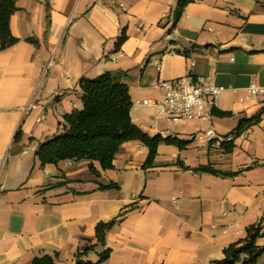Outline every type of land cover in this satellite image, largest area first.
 Listing matches in <instances>:
<instances>
[{
  "label": "crops",
  "instance_id": "0c3cea01",
  "mask_svg": "<svg viewBox=\"0 0 264 264\" xmlns=\"http://www.w3.org/2000/svg\"><path fill=\"white\" fill-rule=\"evenodd\" d=\"M178 6L179 0H18L11 30L19 43L0 48V264H33L45 255L75 264L92 246L84 260L95 264L106 249L112 254L101 264H210L264 217V114L235 135L241 120L264 108L263 98L240 102L253 84L264 87V0H190L172 30ZM107 72L129 86L136 126L188 147L161 145L146 170L148 148L126 143L113 170L95 163L100 177L88 161L42 166L39 148L61 133L67 115L83 109L81 80ZM185 76L226 89L211 124H170L136 104L156 99L159 82ZM31 100L37 108L26 112ZM210 127L234 141L232 153L210 151L196 139ZM200 167L239 174L186 171ZM109 183L120 189H100ZM102 222H116L105 246L96 237ZM257 245L264 247V237Z\"/></svg>",
  "mask_w": 264,
  "mask_h": 264
},
{
  "label": "trees",
  "instance_id": "16d2710c",
  "mask_svg": "<svg viewBox=\"0 0 264 264\" xmlns=\"http://www.w3.org/2000/svg\"><path fill=\"white\" fill-rule=\"evenodd\" d=\"M18 0H0V48L5 51L19 43L11 30V20L17 12ZM190 0H179V6L174 14L172 30L176 28L185 7ZM124 33L119 39L117 48H121L126 41ZM29 43L37 45L36 40H28ZM199 46L193 45L192 49ZM121 74L111 72L104 73L97 78H83L80 82L82 89L83 109L76 110L64 118L62 131L52 140L43 144L37 151L42 166L58 165L64 161L90 162L89 171L94 176L101 174L96 168L98 163L103 171L113 170L116 156L122 147L129 142L140 141L149 150L148 159L144 169L153 168L161 145L175 146L185 150L189 142L178 138H164L161 135L150 136L136 126L132 119L133 102L130 88L121 82ZM264 114L261 113L251 119L240 121L236 130V137H240L248 128L258 125ZM232 113L218 114L219 117H231ZM19 136L17 137V139ZM235 149L234 141L222 144L225 153H232ZM193 173H209L216 176H233L239 173H226L218 171L213 167H200L198 169H186ZM103 191L120 189L116 183L107 185L100 184ZM264 217L258 224L247 229V237L237 243L230 245L224 250V259L213 261L210 264H257L264 255V247L257 245L258 239L264 237ZM116 222L99 223L96 227L98 244L106 245V235ZM92 246L83 253L76 255L75 264H95L84 260L90 252L94 251ZM112 254L111 249L104 250L97 264L106 262ZM33 264H60L57 257L45 255L38 257Z\"/></svg>",
  "mask_w": 264,
  "mask_h": 264
},
{
  "label": "built area",
  "instance_id": "2783aa9c",
  "mask_svg": "<svg viewBox=\"0 0 264 264\" xmlns=\"http://www.w3.org/2000/svg\"><path fill=\"white\" fill-rule=\"evenodd\" d=\"M120 7L123 5L121 4ZM191 65L194 63L192 62ZM157 90L156 99L144 100L136 104L153 108L158 118H164L170 124L185 122L211 124L215 118L214 111L218 106V100L226 91L211 79H194L189 76L161 81L157 84ZM245 91L246 96L240 100L242 103L254 98L264 99V87L253 84ZM36 108L35 102L31 100L26 112ZM43 119L41 117L38 121L41 122ZM196 139L210 151L222 150V144L231 140L220 137L212 127L200 133Z\"/></svg>",
  "mask_w": 264,
  "mask_h": 264
}]
</instances>
